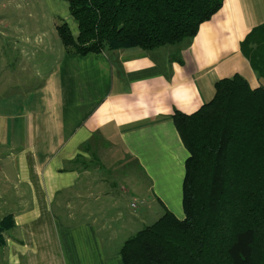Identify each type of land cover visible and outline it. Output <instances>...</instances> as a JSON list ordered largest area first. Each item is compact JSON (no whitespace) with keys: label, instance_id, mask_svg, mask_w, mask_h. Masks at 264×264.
Returning <instances> with one entry per match:
<instances>
[{"label":"crops","instance_id":"obj_1","mask_svg":"<svg viewBox=\"0 0 264 264\" xmlns=\"http://www.w3.org/2000/svg\"><path fill=\"white\" fill-rule=\"evenodd\" d=\"M38 4L48 11L29 2L0 16V221L13 222L0 264H122L140 180L142 206L151 197L184 218L188 153L172 114L196 112L236 74L264 89L240 49L264 25V0H224L188 44L84 56L67 53L56 32L66 23L77 36L67 1ZM109 158L126 171L105 166Z\"/></svg>","mask_w":264,"mask_h":264},{"label":"trees","instance_id":"obj_2","mask_svg":"<svg viewBox=\"0 0 264 264\" xmlns=\"http://www.w3.org/2000/svg\"><path fill=\"white\" fill-rule=\"evenodd\" d=\"M77 25L56 32L67 53L87 55L188 44L224 0H66ZM240 49L264 77V25ZM192 114L171 120L188 153L182 183L183 219L171 212L136 232L119 249L122 264H264V89L240 75L214 85ZM11 216L0 221L3 233Z\"/></svg>","mask_w":264,"mask_h":264},{"label":"rangeland","instance_id":"obj_3","mask_svg":"<svg viewBox=\"0 0 264 264\" xmlns=\"http://www.w3.org/2000/svg\"><path fill=\"white\" fill-rule=\"evenodd\" d=\"M20 1H21L22 7L20 10H18V8H16V5ZM29 2H31V5L34 6L33 10H31V11H37L38 13H39V11H48L46 8L44 9V7L42 10L40 9V5L38 4V0H0V16H2V14H11V13H15V12L17 14H19L18 11H20L21 13H25L27 10H25L23 7H25V5ZM28 11H30V10H28ZM19 20L20 19H14V18L10 17V21L12 23L19 21ZM32 22H34V21L27 20V25L29 27H32ZM47 25H48V19L46 18L44 21V26L46 28H48ZM118 159H116V160H118ZM110 160H114V159L109 158L107 161H110ZM110 164H112V166L110 168H115L116 170H118V172L126 171V169L128 167L127 162L126 163L125 162H121V163L119 162L117 164L116 161L114 160V163L113 162H105L104 163L105 166H110ZM131 178L128 177L125 180L132 182V183H135L132 181L133 179H131ZM140 181H141V186L139 185L137 187L138 197L135 200H133V204L135 205V208L130 209L127 206V208L129 210H131V211H129V214H130V212H133L132 214L138 215V219H136L134 222L135 228L133 230L134 232H132L133 233L132 235H134L137 230L139 231V230L143 229L144 227L151 225L152 223H154L156 220H158L165 213V210L160 205V203H158L157 200L153 201L151 197H149L150 202H148L149 203L148 208H146L145 206H142L141 198L144 197V195H145V188H144L145 187V181L144 180H140ZM180 212H181V208H180Z\"/></svg>","mask_w":264,"mask_h":264}]
</instances>
